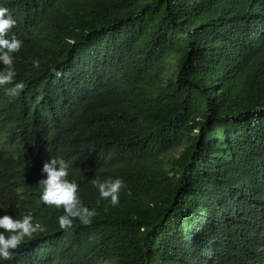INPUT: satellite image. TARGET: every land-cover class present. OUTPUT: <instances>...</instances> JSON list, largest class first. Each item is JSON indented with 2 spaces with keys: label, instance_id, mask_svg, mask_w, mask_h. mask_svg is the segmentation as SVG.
I'll return each instance as SVG.
<instances>
[{
  "label": "trees",
  "instance_id": "16d2710c",
  "mask_svg": "<svg viewBox=\"0 0 264 264\" xmlns=\"http://www.w3.org/2000/svg\"><path fill=\"white\" fill-rule=\"evenodd\" d=\"M2 7L25 87L0 94V217L46 231L0 264H264V0ZM52 157L90 224L39 202ZM95 178L123 180L117 206Z\"/></svg>",
  "mask_w": 264,
  "mask_h": 264
},
{
  "label": "clouds",
  "instance_id": "9594fccd",
  "mask_svg": "<svg viewBox=\"0 0 264 264\" xmlns=\"http://www.w3.org/2000/svg\"><path fill=\"white\" fill-rule=\"evenodd\" d=\"M12 0H0V94L7 87L8 95H17L23 91V82H16L13 55L18 53L22 47V41L15 35L9 38V33L16 26V20L12 17L8 8L2 7L11 3ZM40 61L34 60L33 67L39 68ZM54 74L59 76L60 73ZM70 162L62 157H52L43 165L42 174L39 180L40 193L39 202L56 209H62L63 215L58 217L61 230L68 231L73 227V222L79 220L82 224L88 225L92 218L97 215L95 209H89L79 198V185L75 180L70 181ZM93 187L99 191L100 198L110 201L115 207L119 203V193L125 184L120 178H107L101 181L98 178L92 180ZM33 206L26 211L21 218L14 219L12 216L0 217V259L9 261L13 258L15 251L21 246L25 239H32L38 232L45 233L46 229L40 223H33Z\"/></svg>",
  "mask_w": 264,
  "mask_h": 264
}]
</instances>
